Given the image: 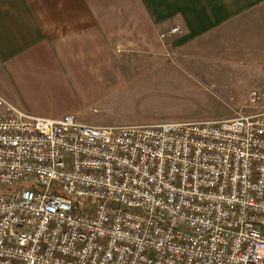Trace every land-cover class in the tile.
Segmentation results:
<instances>
[{
	"label": "built area",
	"instance_id": "built-area-1",
	"mask_svg": "<svg viewBox=\"0 0 264 264\" xmlns=\"http://www.w3.org/2000/svg\"><path fill=\"white\" fill-rule=\"evenodd\" d=\"M244 107L97 126L0 98V264H264V82Z\"/></svg>",
	"mask_w": 264,
	"mask_h": 264
},
{
	"label": "crops",
	"instance_id": "crops-1",
	"mask_svg": "<svg viewBox=\"0 0 264 264\" xmlns=\"http://www.w3.org/2000/svg\"><path fill=\"white\" fill-rule=\"evenodd\" d=\"M255 8L264 54V0H0V98L33 116L105 126L75 102L167 68L170 48L230 58L221 39ZM173 25L179 32L160 38Z\"/></svg>",
	"mask_w": 264,
	"mask_h": 264
},
{
	"label": "rangeland",
	"instance_id": "rangeland-1",
	"mask_svg": "<svg viewBox=\"0 0 264 264\" xmlns=\"http://www.w3.org/2000/svg\"><path fill=\"white\" fill-rule=\"evenodd\" d=\"M238 18L221 39V44L232 48L230 58L190 57L170 48L167 68L139 81L110 85L99 99L76 101L75 110L105 126L217 121L234 116L244 110L248 92L264 82L258 12L255 8Z\"/></svg>",
	"mask_w": 264,
	"mask_h": 264
}]
</instances>
